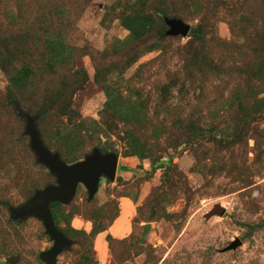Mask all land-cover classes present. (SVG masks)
<instances>
[{
	"label": "rangeland",
	"instance_id": "rangeland-1",
	"mask_svg": "<svg viewBox=\"0 0 264 264\" xmlns=\"http://www.w3.org/2000/svg\"><path fill=\"white\" fill-rule=\"evenodd\" d=\"M262 45L264 0H0V264H44L52 247L9 212L55 184L16 105L66 164L118 156L92 200L79 185L53 206L73 242L57 264H264ZM121 198L131 232L102 263L94 232Z\"/></svg>",
	"mask_w": 264,
	"mask_h": 264
},
{
	"label": "water",
	"instance_id": "water-1",
	"mask_svg": "<svg viewBox=\"0 0 264 264\" xmlns=\"http://www.w3.org/2000/svg\"><path fill=\"white\" fill-rule=\"evenodd\" d=\"M171 36H186L190 27L180 20H165ZM17 112L25 121V135L29 139V147L34 153L39 164L43 165L54 176L55 184L38 190L22 205L10 208L12 220L24 221L35 217L42 222L46 235L52 241V247L41 252L39 259L44 264H57L58 256L69 250L73 242L57 229L50 206L53 203L68 205L75 196L76 189L83 185L86 189L88 200H92L98 192L101 178L113 181L115 178L118 156L115 153H102L98 148L84 157L83 160L73 164L63 162L58 153H52L42 142L36 127V119L23 113L16 105ZM241 245L236 239L224 251L235 250ZM11 264H15L12 262Z\"/></svg>",
	"mask_w": 264,
	"mask_h": 264
},
{
	"label": "crops",
	"instance_id": "crops-1",
	"mask_svg": "<svg viewBox=\"0 0 264 264\" xmlns=\"http://www.w3.org/2000/svg\"><path fill=\"white\" fill-rule=\"evenodd\" d=\"M121 211L114 222L107 228L106 231L97 234L94 240V248L100 262L105 263L108 260V248L106 237L109 235L114 239H126L131 232V218L134 215V207L127 198L120 199Z\"/></svg>",
	"mask_w": 264,
	"mask_h": 264
},
{
	"label": "trees",
	"instance_id": "trees-1",
	"mask_svg": "<svg viewBox=\"0 0 264 264\" xmlns=\"http://www.w3.org/2000/svg\"><path fill=\"white\" fill-rule=\"evenodd\" d=\"M261 47H263V52H264V45H262ZM11 99L14 100V99H15V95H11ZM122 169L125 170V171H127V169H126L125 167H123ZM57 204H59V203H53V204H51V206H50V207H51V213H52V217H53V220H54V223H55L57 229L60 230V231L62 232V230L58 228V226H57V224H56V221H55V216H54V214H53V212H52V208H53V206H54V205H57ZM106 230H107V228L104 229V230L95 231V232H94V236H96L98 233L103 232V231H106ZM62 233H63V232H62ZM112 239H113V238H112L111 236H109V235L106 237V240H107L108 243H109ZM113 240H115V239H113Z\"/></svg>",
	"mask_w": 264,
	"mask_h": 264
}]
</instances>
